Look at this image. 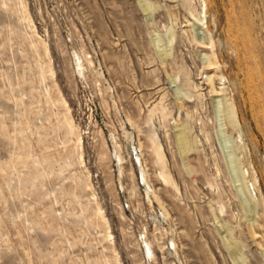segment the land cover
<instances>
[{
    "label": "rangeland",
    "instance_id": "1",
    "mask_svg": "<svg viewBox=\"0 0 264 264\" xmlns=\"http://www.w3.org/2000/svg\"><path fill=\"white\" fill-rule=\"evenodd\" d=\"M0 264H264V0H0Z\"/></svg>",
    "mask_w": 264,
    "mask_h": 264
},
{
    "label": "bare ground",
    "instance_id": "2",
    "mask_svg": "<svg viewBox=\"0 0 264 264\" xmlns=\"http://www.w3.org/2000/svg\"><path fill=\"white\" fill-rule=\"evenodd\" d=\"M207 12V10H206ZM197 21V26H198V30L201 31V35H204V37L202 38H196V43L200 46H202L204 48V50L206 51H210L212 50L213 48V42L211 41V43L209 44L208 43V35L205 31V29L207 28L205 25L207 24V22L205 23L202 19H196ZM197 30V29H196ZM198 34V35H200ZM171 42L174 41V39L171 37ZM207 41V42H206ZM158 47L160 48V42H158ZM212 56V55H211ZM163 58V57H162ZM208 64V71H214V66L215 64L211 61V59L209 58V60L207 61ZM80 66V65H79ZM207 67V66H206ZM82 68V67H80ZM81 72V71H80ZM83 72V71H82ZM207 72V71H206ZM83 74V73H82ZM183 96V95H182ZM186 96V95H184ZM221 100V99H220ZM217 109H218V112L223 114V117H224V124L222 127H225L223 130L221 127L220 129H222V138L224 140V143L227 145V149H232L233 146H230L231 145V140H232V131L236 130L237 126H238V121H237V116H236V113H235V110H234V107L232 105H228V102L226 101H219L218 104H217ZM220 114V115H221ZM222 119V118H221ZM71 124L73 125V122L71 121ZM74 127V126H73ZM181 134V133H180ZM179 135V134H178ZM181 135H179V139L177 140L179 145H180V148H181V151H182V158L183 160H185V156L188 154V150L186 149L187 148V145L185 144V140L182 139L180 137ZM77 140H78V143L80 146H82L83 142H82V137L80 134L77 135ZM219 140V139H218ZM161 149V148H160ZM234 149V148H233ZM187 150V151H186ZM187 153V154H186ZM117 155V159H119V162L121 163L122 162V158L120 157V155H118V153L116 154ZM238 155H236V152L234 151H231L228 158H229V161H230V164H231V167H232V172H233V177L235 179L236 182H240V181H244L246 182L247 178H246V172L244 171V168L237 164V161H236V158H237ZM159 161L160 163L162 164V167H163V172L161 173V179H163L164 181H170L171 180V176L167 173L166 171V162L164 160V157L162 156V154L160 153L159 151ZM139 160V164H141V172H142V177H143V181L148 185V177H147V172L145 170V168L143 167V161L140 158H138ZM185 166V165H184ZM189 167V166H188ZM167 183V182H166ZM169 183V182H168ZM167 183V184H168ZM247 184V183H246ZM244 185L246 186L247 190L249 191V186L248 185ZM245 188V189H246ZM150 190V189H149ZM153 191V190H152ZM240 195V194H239ZM241 197H242V201H243V205H244V209L247 210L248 213H252L254 210H252L251 208V205H250V200L247 199V197L245 196V192L244 190L241 191ZM240 199V198H239ZM253 203V202H252ZM254 206V205H253ZM254 208V207H253ZM101 212V211H100ZM255 212V211H254ZM102 214V213H101ZM166 216V215H165ZM173 244V243H172ZM175 245V244H173ZM146 254H149L151 256H153L152 254V249L150 247V245L148 243H146ZM148 257V256H147Z\"/></svg>",
    "mask_w": 264,
    "mask_h": 264
}]
</instances>
